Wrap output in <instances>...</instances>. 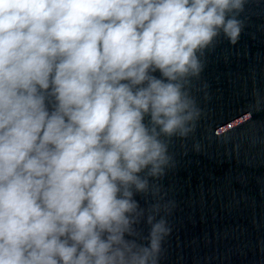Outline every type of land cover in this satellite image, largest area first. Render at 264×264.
<instances>
[{"label": "clouds", "instance_id": "obj_1", "mask_svg": "<svg viewBox=\"0 0 264 264\" xmlns=\"http://www.w3.org/2000/svg\"><path fill=\"white\" fill-rule=\"evenodd\" d=\"M245 2L0 0V264H158L170 228L135 197L194 130L192 81Z\"/></svg>", "mask_w": 264, "mask_h": 264}, {"label": "water", "instance_id": "obj_2", "mask_svg": "<svg viewBox=\"0 0 264 264\" xmlns=\"http://www.w3.org/2000/svg\"><path fill=\"white\" fill-rule=\"evenodd\" d=\"M239 19L238 42L218 37L192 81L194 130L168 142L157 191L135 197L160 203L170 228L158 264H264V0Z\"/></svg>", "mask_w": 264, "mask_h": 264}]
</instances>
